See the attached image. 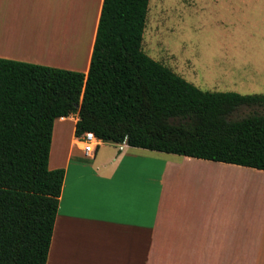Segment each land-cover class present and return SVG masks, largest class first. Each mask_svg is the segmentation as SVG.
Here are the masks:
<instances>
[{"label":"trees","instance_id":"trees-1","mask_svg":"<svg viewBox=\"0 0 264 264\" xmlns=\"http://www.w3.org/2000/svg\"><path fill=\"white\" fill-rule=\"evenodd\" d=\"M149 0H102L87 73L0 58V264H46L64 179L54 121L74 135L264 171V94L202 91L142 51Z\"/></svg>","mask_w":264,"mask_h":264},{"label":"crops","instance_id":"crops-1","mask_svg":"<svg viewBox=\"0 0 264 264\" xmlns=\"http://www.w3.org/2000/svg\"><path fill=\"white\" fill-rule=\"evenodd\" d=\"M101 4L0 0V58L65 68L39 55L38 43L73 55L80 61L66 69L87 73ZM77 120L53 124L48 166L64 179L46 264H264V210L246 194L264 171L125 143L102 142L89 156Z\"/></svg>","mask_w":264,"mask_h":264},{"label":"rangeland","instance_id":"rangeland-1","mask_svg":"<svg viewBox=\"0 0 264 264\" xmlns=\"http://www.w3.org/2000/svg\"><path fill=\"white\" fill-rule=\"evenodd\" d=\"M93 19L79 43L83 51ZM141 48L202 91L264 94V0H149ZM77 61L60 62L66 69ZM251 115L264 116V108L240 106L228 118ZM246 194H258V210H264V181L258 177Z\"/></svg>","mask_w":264,"mask_h":264},{"label":"built area","instance_id":"built-area-1","mask_svg":"<svg viewBox=\"0 0 264 264\" xmlns=\"http://www.w3.org/2000/svg\"><path fill=\"white\" fill-rule=\"evenodd\" d=\"M77 141L82 146V150L86 155H93L98 146L103 142L101 139L96 137L92 132H85L79 137H77ZM125 142H123L124 144Z\"/></svg>","mask_w":264,"mask_h":264},{"label":"bare ground","instance_id":"bare-ground-1","mask_svg":"<svg viewBox=\"0 0 264 264\" xmlns=\"http://www.w3.org/2000/svg\"><path fill=\"white\" fill-rule=\"evenodd\" d=\"M57 12V11H56ZM22 40V39H21ZM32 41V40H31ZM34 42V41H33ZM31 43V42H30ZM23 44V43H22ZM25 44V43H24ZM23 44V45H24ZM26 45V44H25ZM33 45V47H34V44H32ZM29 46V45H28ZM28 46H25V48H28ZM31 48H32V46H30ZM36 48H37V50L36 51H42V52H44L45 54H39V55H41V56H45V57H50V58H52V59H66L67 57H72L71 56V54H63L62 52H61V50H60V48H58V47H53V48H51L50 50H48V49H45V48H43V47H41V45L40 44H36ZM32 50V49H31ZM27 52H28V50H27ZM26 52V53H27ZM32 52V51H31ZM39 53V52H38ZM29 54H31L30 53V50H29ZM28 54V55H29ZM69 57V58H70ZM41 59V58H40ZM54 61V60H53Z\"/></svg>","mask_w":264,"mask_h":264}]
</instances>
